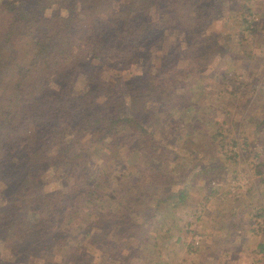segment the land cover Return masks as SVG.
Returning a JSON list of instances; mask_svg holds the SVG:
<instances>
[{
  "label": "rangeland",
  "instance_id": "rangeland-1",
  "mask_svg": "<svg viewBox=\"0 0 264 264\" xmlns=\"http://www.w3.org/2000/svg\"><path fill=\"white\" fill-rule=\"evenodd\" d=\"M25 1H20L22 8L26 7ZM201 1H206L201 10L209 15L208 31L213 33L209 36L213 44L209 52L218 50L214 58H200L198 46L191 49L189 42L178 44L174 64L166 70V58L173 50L170 40L176 38L167 33L159 46L148 50V55L144 51L136 57L119 53L125 57L122 72L104 63L112 70L110 74L139 75L142 85L149 88L154 85L149 83V74L175 76L167 78L171 82L177 80L175 90L182 104L164 118L172 122L166 123L176 134V153L145 156L141 145L124 137L112 147L100 146L110 152L106 157L96 153L90 157L97 167L112 171L108 182L116 188L115 202L119 195L130 197L133 193L146 199L140 188L156 190L153 200L160 199V203H156L157 211L149 228L148 245L152 251L143 264H264V249H260V244L264 245V0ZM73 3L76 4L65 1L66 6ZM103 3L117 6L118 0ZM180 4L178 16L188 23L189 16L197 12L196 7L192 0H182ZM3 6L4 0H0V31L4 26ZM72 79L75 83L61 77L55 85L65 92L79 90L83 81L80 77ZM93 133V129L85 132L78 146L88 148L87 138ZM158 141L171 142V138L159 136ZM137 144L142 153H137ZM84 155L76 160L83 161ZM149 161L151 168L157 167V162L162 172H168L170 166L175 169L170 186L174 191L183 186L182 198L176 192L171 196L164 194L165 179L156 177V186L139 182L135 168ZM50 164L41 169L39 176H31L26 174L28 167L21 153L15 152L0 162V214L8 218L0 220V226L6 224L0 228V264H73L68 256L76 259L75 264H81L77 248L80 244L92 257L91 263L104 264L107 248L93 245L83 230L85 234L91 226L96 234L100 232L97 223L102 219L97 216L102 215L105 204L85 202L77 193L74 173ZM23 179L26 193L14 194ZM147 180H151L148 174L143 181ZM33 184L41 194H52L54 198L60 190L70 193L62 203L63 210L52 220L47 240L42 241L44 248L37 250L31 239L35 234H30L40 208L33 204ZM71 206L77 217L73 218V229L61 238L56 231L69 225ZM43 209L47 215L49 204ZM129 242H135L134 235ZM133 252L125 251L130 260L117 264H142Z\"/></svg>",
  "mask_w": 264,
  "mask_h": 264
},
{
  "label": "trees",
  "instance_id": "trees-1",
  "mask_svg": "<svg viewBox=\"0 0 264 264\" xmlns=\"http://www.w3.org/2000/svg\"><path fill=\"white\" fill-rule=\"evenodd\" d=\"M20 1L4 0L2 13L0 162L18 152L25 157L26 174L31 173V176H39L41 169L51 165L50 162L74 173L80 189L77 193L84 197V201L105 204L102 215L97 216L102 219L97 223L100 227L98 234L94 228L91 230V226L84 234L80 225L83 235L94 241L93 245L107 248L103 263L128 262L130 257L124 252L134 251L140 257L139 263L143 264L152 251L148 245L149 228L160 203V199L153 200L156 190L140 188L147 195L146 199L133 193L130 197L119 195L120 199L115 202L116 188L108 182L112 171L97 167L91 160V153L106 157L110 152L100 146L112 147L124 137L141 145L145 156L176 153V134L172 126H167L170 119L164 116L182 101L175 90L177 80L171 82L167 78H175L173 74L165 77L162 72L149 74V83L154 84L149 88L142 85L139 75L126 77L123 73L110 74L109 71H124L125 66L121 63L125 57L119 53L128 52L129 56L136 57L144 51L148 55V50L159 46L167 33L176 38L170 40L173 50L166 58V70L174 64L178 44L189 42L191 49L198 46L202 52L200 58L208 55L214 58L218 50H212V54L209 52L213 46L209 42V36L213 35L208 31L209 15L201 10L206 1L192 0L197 12L189 16L188 23L178 16L182 0H118L117 6L104 4L103 0H72L76 4L68 6L66 0H26L25 8L20 6ZM104 63H109L112 70ZM155 68L160 70L157 66ZM61 77L70 83H75L73 77H80L83 86L74 92L58 90L55 80ZM157 82L161 84H155ZM91 129L94 133L87 138L89 147H79L80 137ZM159 136L171 138V142H160ZM138 144L137 153H142ZM83 154V161L76 160ZM150 165L153 166L149 161L135 168V176L141 178L139 182L156 186V177L165 179L164 194L171 196L176 192L182 198L183 186L178 191L170 186L174 183L175 169L170 166L168 172H162L157 162V167L151 168ZM146 174L151 180L143 181ZM169 186L170 191H167ZM38 190L33 184V204L35 208L40 206L39 218L30 231L35 234L31 239L36 250L44 248L42 241L47 240L52 231V220L61 213L62 203L70 194L60 190L59 196L54 198L52 194H41ZM24 193L25 179L19 182L14 194ZM152 200L155 204H150ZM47 204L49 209L45 215L43 208ZM71 208L69 225L64 224L56 231L61 238L73 229V218L77 216L75 207ZM5 216L0 214V220L8 219ZM2 225L0 228L6 224ZM133 235L135 242L130 243ZM126 245L127 249L124 248ZM77 248H80V263L93 264L83 244ZM260 249H264L263 244ZM67 260L75 264L76 259L68 256Z\"/></svg>",
  "mask_w": 264,
  "mask_h": 264
}]
</instances>
